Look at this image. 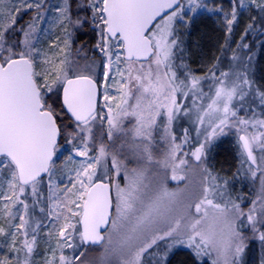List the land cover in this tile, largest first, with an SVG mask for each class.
<instances>
[{
    "label": "snow or ice",
    "instance_id": "6c2138e0",
    "mask_svg": "<svg viewBox=\"0 0 264 264\" xmlns=\"http://www.w3.org/2000/svg\"><path fill=\"white\" fill-rule=\"evenodd\" d=\"M230 5L0 0V264H167L179 247L243 264L248 241L264 248V85L243 54L264 34V0ZM244 11L256 15L232 49ZM205 14L231 56L198 74L185 36ZM85 29L92 44L78 43ZM185 118L195 138L174 131ZM229 135L234 176L259 180L247 203L209 164Z\"/></svg>",
    "mask_w": 264,
    "mask_h": 264
},
{
    "label": "rangeland",
    "instance_id": "374dc122",
    "mask_svg": "<svg viewBox=\"0 0 264 264\" xmlns=\"http://www.w3.org/2000/svg\"><path fill=\"white\" fill-rule=\"evenodd\" d=\"M44 2H45V5L55 6V5L60 3V0H44ZM212 2L222 5L226 11L230 10V7H231L230 0H212ZM31 15H32L31 11L24 13V14H22V18L19 21L21 22L24 20L23 23H25L30 19ZM45 15H46L47 19H50L51 16L54 15V13L49 11V12H46ZM254 15H256L255 11H253L252 13H249L247 11L242 12L241 16L239 17V24H238V26L234 27V31H233L232 35H236L237 32H239V34H240L244 29L245 22L247 21V19H252V16H254ZM219 21H220V17L210 16L208 14H205L194 24L202 23V22L211 23L223 35H226L225 30H224V26ZM42 27L50 28L51 26L49 24H43ZM51 30L53 33L52 38L54 39L55 35L58 33V29L52 28ZM47 43H48V41H45V46H47ZM237 43H240V39L234 40L233 43H231V48L235 49ZM230 56H231V52H230L229 56H227V57L225 56L227 58V60H221L223 66H225V67L227 66V64L229 62L228 58ZM214 59H215L214 57H210L209 59L208 58H205V59L199 58V59L191 62L192 63L191 67L198 74H203V72L206 70V67L211 62H213ZM184 128L189 129L190 135L193 138H195V131H194L193 125L186 118L181 120L179 122V124L177 126H175L174 131L176 132L177 135H181ZM218 146H221V147L223 146V148L216 149ZM231 151H232L233 155H232ZM210 156H211L210 162H211V160L213 161L215 158L220 163V164L215 163V162L212 163V167H213L214 171L216 173H218L220 176L230 179L231 183H230L229 190H230V193H231L233 198H235L237 196H241L245 199L246 203L248 201H250L251 199L255 198L256 191H254L253 187L250 186V184H249L250 176H245L243 174H241L238 177L234 176V173H236L237 169L240 167L239 158L237 155V148L235 146V137L234 136L229 135L226 137H222L216 143V145H215ZM231 157L234 160L235 166L230 168L231 166L229 165V166H226L224 168H220L222 166L221 164L225 160L230 159ZM169 187L175 188L176 187L175 182H170ZM257 188H259V185L257 186ZM253 242L257 243L258 241H248L247 242V247L245 248L243 258H242L243 264H261L262 260L259 261V259H257V256H256V248H257L256 245H254L253 247H250V244H252ZM260 249H263V248H260ZM92 256H96V255L92 254ZM167 264H198V262L195 261L193 254L191 253V251L189 249L184 248V247H179V248L175 249L169 255Z\"/></svg>",
    "mask_w": 264,
    "mask_h": 264
},
{
    "label": "trees",
    "instance_id": "16d2710c",
    "mask_svg": "<svg viewBox=\"0 0 264 264\" xmlns=\"http://www.w3.org/2000/svg\"><path fill=\"white\" fill-rule=\"evenodd\" d=\"M25 18V17H24ZM246 20V19H245ZM20 22V21H19ZM21 21L20 23H23ZM252 22V19H247L245 22V26L243 31L239 34L237 32L236 35H231V43H233L234 40L240 39L241 36L244 34L245 27L248 23ZM258 30L256 32H251L249 35L244 37V42L248 43L249 49L251 50H244V54H252L253 55V78L256 81L258 85H264V34H261L259 31V25H257ZM95 39V34L91 32L89 29H85L84 32L81 34L80 40L78 43H87L92 44ZM226 39V35H223L217 28H215L214 25L207 22L202 23H196L194 24L188 31L187 35L185 36V49H186V60L191 66V62L194 60H197L199 58H210L219 57L221 60H227V56H229L230 51L227 53V56L221 54V46L224 44V41ZM241 42V41H240ZM226 58V59H225ZM223 145V144H222ZM223 148V146H218L216 149ZM232 153V151H231ZM233 155V153H232ZM209 157V164L212 166V163H219L215 158L214 160L210 162ZM220 168H224L226 166H231L232 168L234 165V160L232 157L228 160H225ZM257 180H252L249 178V184L253 187L254 191H258L257 186L259 185ZM258 184V185H257ZM230 187V186H229ZM256 187V188H255ZM256 245V256L259 261L264 260V248H262L259 241L253 242L250 244V247H253ZM99 250L97 249L92 254L98 255ZM258 261V262H259Z\"/></svg>",
    "mask_w": 264,
    "mask_h": 264
}]
</instances>
